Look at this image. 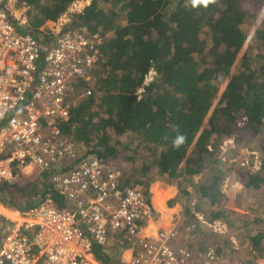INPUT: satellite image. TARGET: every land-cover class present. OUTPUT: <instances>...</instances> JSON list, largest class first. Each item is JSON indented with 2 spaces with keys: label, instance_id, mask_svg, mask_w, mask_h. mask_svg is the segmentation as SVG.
Returning <instances> with one entry per match:
<instances>
[{
  "label": "trees",
  "instance_id": "1",
  "mask_svg": "<svg viewBox=\"0 0 264 264\" xmlns=\"http://www.w3.org/2000/svg\"><path fill=\"white\" fill-rule=\"evenodd\" d=\"M20 1L28 7L29 24L36 30L56 20L75 0ZM246 22L243 0H214L206 8L194 7L192 0H89L81 11L71 13L68 27L80 26L101 39L91 83L94 94L60 123L78 157L114 156L117 136L128 132L134 142L128 158L143 155L142 175L132 172L129 179L142 184L147 194L153 181L174 185L177 198H184L185 215L194 219V212L201 211L207 220L234 228L241 215L220 208L225 195L216 180L226 176L228 162L219 165V158H207L218 142L239 130L240 119L243 132L264 137V55L257 66L247 55L235 63L247 38ZM107 33L112 35L106 37ZM253 38L264 41V19ZM178 134L186 141L174 149ZM205 169L215 178L195 181L194 175ZM148 173L153 175L144 177ZM46 177L1 182L0 202L16 209L29 207L45 194ZM263 181L262 173L247 172V185L258 188ZM52 196L61 205L57 194ZM253 221L258 220H242L245 237L264 257V227L248 232ZM214 236L219 240L210 243L219 251L218 243L228 240ZM93 252L103 264H122L119 254L100 245H94Z\"/></svg>",
  "mask_w": 264,
  "mask_h": 264
},
{
  "label": "built area",
  "instance_id": "2",
  "mask_svg": "<svg viewBox=\"0 0 264 264\" xmlns=\"http://www.w3.org/2000/svg\"><path fill=\"white\" fill-rule=\"evenodd\" d=\"M80 1L35 30L26 9L18 12L0 0V183H17L26 171L38 179L47 175L45 194L29 207L0 202V264H103L94 245L108 253L117 245L122 264H217L213 244L194 249L196 228L224 235L223 221L194 213L185 224L173 218L156 226L159 212L150 192L126 183L123 170L111 160L78 157L63 134L60 123L73 103L93 95L100 57L98 34L67 26L71 13L81 11ZM227 144L233 140L227 138ZM248 154L258 168V155ZM243 160L248 163L247 157Z\"/></svg>",
  "mask_w": 264,
  "mask_h": 264
},
{
  "label": "rangeland",
  "instance_id": "3",
  "mask_svg": "<svg viewBox=\"0 0 264 264\" xmlns=\"http://www.w3.org/2000/svg\"><path fill=\"white\" fill-rule=\"evenodd\" d=\"M245 4V10H246V17L247 22L244 26V31L247 34V38L243 46L241 47L237 59L235 63H240L242 60L243 55H247L249 58V61L251 60L252 66H257L259 62L261 61L262 55H264V41H258L253 38L254 30L260 22L264 19V1L262 0H243ZM80 3L81 6H78L77 8L82 10V7L87 5L86 0H81ZM72 4V3H71ZM5 5L11 9H18L20 11H24L23 9H26L24 11L25 14L28 12V7L24 6V4L20 0H11L8 3V0H6ZM23 6L25 8H23ZM73 10L72 6H68L67 10ZM77 11V10H76ZM74 12V11H73ZM63 14V13H62ZM61 14V15H62ZM255 14V16L253 15ZM60 15V16H61ZM59 16V17H60ZM58 17V18H59ZM47 23V22H46ZM112 34L107 33L106 37H110ZM100 55V53H99ZM94 94V89H93ZM82 101V100H81ZM75 102L73 103V108L79 103ZM243 119H240L238 121V127L239 130L236 133H233L229 137H225L221 140V142H218V146H216V150L214 151L213 156L208 157L207 159H218L219 161L217 164L222 165L225 160L229 159L227 162L229 166H226L227 168V174L226 177L220 178L217 177L216 180L219 182V186L221 191H223L224 195L226 192H228L229 188L234 184L237 192L234 194H229V198L231 199L232 203H234V206L236 208L228 210L225 208V204L227 202L226 195L224 196V201L220 205L221 209H225L228 212H236L239 215H241L239 218V221L235 225L234 228H228L227 227V233L225 234L226 240L228 242L225 244V242H219L218 245L220 246V250H216L217 255V264H247L248 261H251L249 264H264V257L259 255L257 249L252 246V242L248 240L247 237H245L246 228H244V225L242 224L243 219H254L256 218L258 221H253V230H249L250 233H255L254 229L264 227V181L259 184V187H251L247 185V172H250L252 174L255 173H262L264 175V167H263V158H264V137L261 135H252L250 133L243 132L244 130L241 129L243 126ZM231 138L233 140V145L227 144L223 145V142L227 139ZM235 138V139H234ZM118 139V151L116 155L110 156L107 159L111 160L113 163L119 165L121 169L123 170V174L126 177V181L128 183L133 184H139L137 182H134L133 178H130L132 172L135 173V175H142L141 173V165H142V157L141 154H134L133 160L129 159L128 156L132 155V149H134V142L131 141V135L130 133L126 132L123 135L117 136ZM113 144L114 141H111ZM128 146V147H126ZM220 146H224L223 148H220ZM255 152L258 155V160L260 162V165L258 168L252 166L251 163V157H249V152ZM247 157L248 163L243 160V158ZM224 159H223V158ZM241 161H244V165L241 164ZM262 162V164H261ZM156 170V169H152ZM154 174V172H152ZM152 173L146 174V178H149V176L153 175ZM37 174L34 171H26L21 174V177L17 181V183L20 182H27L32 181L33 179L37 178ZM214 173L210 170H201L199 173L194 175L195 181L198 182H210L212 179H214ZM153 182H161L160 180H156ZM233 182V183H232ZM226 184V186H225ZM143 187L142 184H139ZM171 189L167 190L166 192H163L161 189H159V186L157 183H154L153 188V200L155 202V206L159 207L161 209H164L163 203L165 201V198L170 195ZM60 199V197H58ZM184 198L180 197L178 198L179 201H181ZM176 200V198H175ZM171 204V203H169ZM200 206L203 204L200 202ZM194 213H198L203 215V217L206 219L205 215L201 211H196ZM181 215L183 217V220L181 223H187L192 219V216L189 217L188 215H185L183 212V209H181ZM195 218V216H194ZM251 226V225H249ZM197 232V242H195L198 245H195L194 249L198 252V250L202 249V247L206 244V242L209 240L217 242L216 237L214 236V233H212L207 227L199 226V228H196ZM230 232V233H229ZM232 237H230V236ZM224 236V237H225ZM225 239V238H224ZM210 244V243H209ZM215 248L216 245L213 244ZM113 251L115 254H119L120 251L116 246H114ZM118 252H117V251ZM243 259V260H242ZM249 259V260H248ZM242 260V261H241Z\"/></svg>",
  "mask_w": 264,
  "mask_h": 264
},
{
  "label": "crops",
  "instance_id": "4",
  "mask_svg": "<svg viewBox=\"0 0 264 264\" xmlns=\"http://www.w3.org/2000/svg\"><path fill=\"white\" fill-rule=\"evenodd\" d=\"M154 183H157L159 186V189H161L163 192H166L167 190L171 189L170 195H168L165 198V201L163 203V206L165 208L161 209V208L155 206L156 210L159 212V214L157 213V216H156L157 220L155 221V225L156 226L168 225V224H170L171 219H173V218L177 219V224L180 223L183 220V217L181 215L182 206H181V201H179L177 198V191L178 190H177L176 186L170 185V184H165L162 181L161 182H152L149 185V192L151 195V199L153 198L152 187H153ZM225 186H226V184H225ZM234 186L235 185L232 184V186L229 188L228 192L225 193L226 197L228 198L227 202L225 204V208H227L228 210L236 208L234 206V203H232L231 199L229 198V194H234L235 192H237V190ZM175 198H176V200H175ZM152 201H153V199H152ZM169 203H171V204H169ZM222 236H225V234ZM224 238H226V236ZM209 243H210V241L208 240L206 242V244H209Z\"/></svg>",
  "mask_w": 264,
  "mask_h": 264
},
{
  "label": "clouds",
  "instance_id": "5",
  "mask_svg": "<svg viewBox=\"0 0 264 264\" xmlns=\"http://www.w3.org/2000/svg\"><path fill=\"white\" fill-rule=\"evenodd\" d=\"M210 3H214V0H192V4L194 7L198 5H203L206 8ZM185 141H186V136H184L183 134H178L172 141V147L174 149H179L185 143Z\"/></svg>",
  "mask_w": 264,
  "mask_h": 264
}]
</instances>
